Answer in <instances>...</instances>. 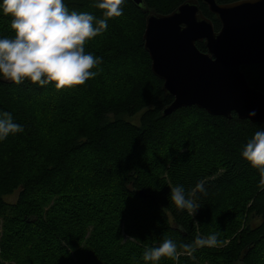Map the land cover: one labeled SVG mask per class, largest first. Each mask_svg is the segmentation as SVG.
Instances as JSON below:
<instances>
[{
  "label": "trees",
  "instance_id": "16d2710c",
  "mask_svg": "<svg viewBox=\"0 0 264 264\" xmlns=\"http://www.w3.org/2000/svg\"><path fill=\"white\" fill-rule=\"evenodd\" d=\"M143 1L168 15L189 0ZM197 1L219 32L217 16ZM95 2L65 0L70 11L100 17ZM147 16L126 0L123 15L86 42L85 52L102 63L84 85L57 90L0 78V113L24 126L0 141V264H145V248L164 238L179 245L213 233L220 246L159 264H264V188L242 157L264 123L197 107L164 117L174 99L152 72ZM10 21L0 12V38L14 36ZM197 47L206 52L204 43ZM242 71L264 94V65ZM201 179L207 195L197 193L200 207L194 215L179 211L171 188L187 191ZM16 193V202L7 201Z\"/></svg>",
  "mask_w": 264,
  "mask_h": 264
},
{
  "label": "water",
  "instance_id": "95a60500",
  "mask_svg": "<svg viewBox=\"0 0 264 264\" xmlns=\"http://www.w3.org/2000/svg\"><path fill=\"white\" fill-rule=\"evenodd\" d=\"M131 1L148 15L143 39L152 72L174 99L164 117L197 107L214 117L232 119L236 114L240 120L264 123V94L250 86L242 71L264 65V0L224 5L202 0L217 16L219 32L197 0L168 15L146 9L143 0ZM197 43H204L206 52ZM253 109L256 115L249 117Z\"/></svg>",
  "mask_w": 264,
  "mask_h": 264
},
{
  "label": "clouds",
  "instance_id": "9594fccd",
  "mask_svg": "<svg viewBox=\"0 0 264 264\" xmlns=\"http://www.w3.org/2000/svg\"><path fill=\"white\" fill-rule=\"evenodd\" d=\"M125 2L97 0L92 5L102 13L97 17L87 11H70L65 0H2L0 12L11 17L14 36L0 38V78L15 85L28 81L41 88L54 84L57 90L94 79L98 72L93 69L102 58L86 53L85 44L102 35L110 19L123 15ZM255 115L254 109L248 114ZM23 132L24 126L14 122L10 113H0V141ZM242 157L258 171L259 187L264 188V129L247 141ZM197 193L207 195L205 180L187 191L183 185L172 187L170 200L179 211L194 215L200 207ZM222 243L216 233L198 235L192 243L179 245L164 238L159 246L146 247L142 258L145 264H159L162 258L176 260L181 254L191 256L198 248H215Z\"/></svg>",
  "mask_w": 264,
  "mask_h": 264
},
{
  "label": "rangeland",
  "instance_id": "374dc122",
  "mask_svg": "<svg viewBox=\"0 0 264 264\" xmlns=\"http://www.w3.org/2000/svg\"><path fill=\"white\" fill-rule=\"evenodd\" d=\"M86 46V45H85ZM86 52H87V50H85ZM130 80V78H128L127 79V82H130L129 81ZM113 81L115 82V80H111L110 81V83L112 84V85H115V84H113ZM116 83V85L118 84V83H120V84H122V85H125V83L126 82H115ZM71 92H74V90H71ZM138 116L136 117V118H134V119H131V121L133 122V123H138ZM17 196H18V193H16V194H14L13 196H10V197H8L7 198V201H9V202H11V203H14V202H16V200H17ZM259 218H253L252 220H251V225L252 226H256V225H258L259 224ZM229 241H227V243H228ZM189 256V255H188Z\"/></svg>",
  "mask_w": 264,
  "mask_h": 264
}]
</instances>
